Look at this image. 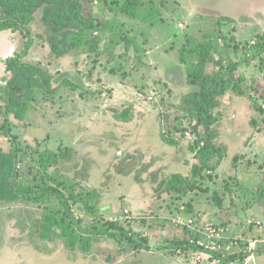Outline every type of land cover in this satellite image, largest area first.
<instances>
[{"label":"rangeland","instance_id":"obj_1","mask_svg":"<svg viewBox=\"0 0 264 264\" xmlns=\"http://www.w3.org/2000/svg\"><path fill=\"white\" fill-rule=\"evenodd\" d=\"M123 2L86 1L88 11L114 25L94 52L86 47L55 57L42 11L23 32H7V54L28 52L24 60L48 70L57 88L53 95L36 90L24 121L8 118L24 153L21 181L27 185L33 178L41 152L66 151L49 175L70 198L78 233L93 239L89 252L69 247L58 231L41 239L45 217L63 214L55 198L0 202V264H207L199 252L172 245L211 224L224 232L223 260L241 254V240H258V247L264 241V54L251 49L264 34V0H155L159 14L151 23L121 13ZM213 40L223 66L240 64L244 94L230 91L219 99L215 128L225 156L197 179L195 191L178 196L166 181L176 174L190 177L199 164L191 149L195 121L181 108L194 91L186 70L198 60L191 50ZM236 44L244 50L234 52ZM219 68L209 65L208 72ZM65 78L83 88L67 87ZM3 107L0 97V128ZM163 135L178 145L165 146ZM11 145L0 131V146ZM42 182L56 185L49 178ZM111 228L134 242L111 235ZM144 240L154 248L137 246ZM226 264H264V253Z\"/></svg>","mask_w":264,"mask_h":264},{"label":"trees","instance_id":"obj_2","mask_svg":"<svg viewBox=\"0 0 264 264\" xmlns=\"http://www.w3.org/2000/svg\"><path fill=\"white\" fill-rule=\"evenodd\" d=\"M86 1L0 0V33L5 31L23 32V29L35 23L36 14L42 11L41 24L47 30L48 44L55 57L61 58L71 53H77L86 47L89 48V52H94L101 42V35L111 31L113 24L88 11ZM120 11L131 19L141 20L145 23L153 22L159 14L155 9V0H124ZM233 48L236 53L244 50L240 44L234 45ZM251 49L255 50L256 56L264 54V34L258 35ZM181 52L184 55L186 48L183 47ZM191 52L192 54L197 52L198 55L197 62L190 64L186 70L188 85L193 87L194 91L183 98L181 108L188 112L195 121L196 141L192 143L191 149L196 154L199 164L192 166L190 177L177 174L167 180L165 184L171 192L183 197L195 191L197 179L205 171L214 170L225 156L222 147L217 144L218 133L215 128L219 121L218 115L215 114V110L220 106L219 99L230 91L240 95L244 94L243 79L237 76L240 64L230 60L227 66H223L215 57L219 54V50L215 47L214 40L191 50ZM27 53L16 52L13 57L6 60L7 73L10 75L7 80H4L5 86L0 87V97L4 101L2 115L5 119V122L1 124L0 131L12 143L9 149L0 146V202L23 201L40 204L50 198H55L59 202L63 214L57 218L45 217L43 224L46 228L40 230L41 239L51 240L52 234L58 231L59 236L67 240L69 247L72 249L80 247L84 252H89L90 240L93 238L78 233V224L69 202L70 198L60 189V182L49 175V170L57 166L61 156H65L67 152L57 153L50 149L41 152L33 167L35 170L33 178L27 185L21 181L19 163L24 153L20 150L16 136L11 132L8 118L14 116L16 120L24 121L29 108L37 100L36 90L43 91L46 95H53L57 91V88L53 87V76L48 70L24 60ZM250 61L248 58L245 59L247 64ZM212 64L220 68L210 73L208 66ZM63 84L73 90L83 88L80 84H75L67 78L64 79ZM115 118L122 122L131 120L130 116L116 115ZM165 123V127H167L168 122L165 121ZM168 128L170 127L168 126ZM162 138L172 146L178 145L175 140H169L170 138L165 135ZM45 178H49L56 185L43 183ZM75 200L76 202L81 201L79 198ZM116 229L118 228H111L109 231L111 235L124 234L129 241L134 242L130 234L122 232L121 229L118 233ZM189 241L190 239L187 241L174 240L172 247L181 250L191 249L192 252L199 251V248L196 245H191ZM247 245L248 241L241 240V243L239 242L241 254L230 255L226 260L222 258L223 251L214 253V257L220 260V264L236 260L243 261L248 257L245 251ZM137 246L146 250L154 248L147 240L138 243ZM262 249L264 248L261 245L257 252L264 253Z\"/></svg>","mask_w":264,"mask_h":264},{"label":"built area","instance_id":"obj_3","mask_svg":"<svg viewBox=\"0 0 264 264\" xmlns=\"http://www.w3.org/2000/svg\"><path fill=\"white\" fill-rule=\"evenodd\" d=\"M126 213H128L126 211ZM200 234L190 238L191 245H196L199 248L201 255L207 259V264H220V260L214 257V253H220L224 249L226 238L223 235V230L217 228L213 224L208 226L205 231H198ZM246 253L248 255L247 260L254 258V253L258 250V240H247ZM264 248V241H260Z\"/></svg>","mask_w":264,"mask_h":264},{"label":"crops","instance_id":"obj_4","mask_svg":"<svg viewBox=\"0 0 264 264\" xmlns=\"http://www.w3.org/2000/svg\"><path fill=\"white\" fill-rule=\"evenodd\" d=\"M8 31H5V32H2V33H0V54L2 55H0V78H2L3 77V75H6V73H7V67H6V60L8 59V58H10V57H13L15 54H7L9 51H10V48H11V46H9V43H8V41H7V39H6V37H7V33ZM10 32V31H9ZM13 33V32H12ZM14 34H16V33H14ZM6 40V41H5ZM18 49V48H17ZM17 49H15V51L17 50ZM9 53H11V52H9ZM16 53V52H15ZM7 54V55H6ZM3 61V62H2ZM7 75H8V73H7ZM6 75V76H7ZM3 81V78L2 79H0V82H2ZM130 122V121H129ZM129 122H125V123H129ZM162 140V144H164L165 146H172V145H170V144H168V143H166L163 139H161ZM177 175V174H176ZM179 175V174H178ZM153 245V244H152ZM171 258V257H170ZM180 261V263H182V261L181 260H179ZM177 259H174L173 260V264L174 263H178L179 262ZM179 264V263H178Z\"/></svg>","mask_w":264,"mask_h":264}]
</instances>
